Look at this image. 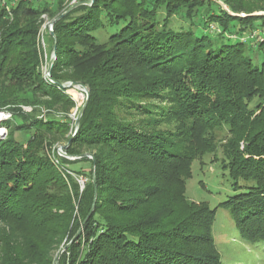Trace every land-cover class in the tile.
I'll return each instance as SVG.
<instances>
[{
	"label": "trees",
	"instance_id": "obj_1",
	"mask_svg": "<svg viewBox=\"0 0 264 264\" xmlns=\"http://www.w3.org/2000/svg\"><path fill=\"white\" fill-rule=\"evenodd\" d=\"M8 1L16 3L11 14L0 3V113L20 122L4 123L9 138L0 142V222L12 231L0 230L3 264H56L49 252L72 241L94 204L93 170L75 215L79 186L72 180L73 195H67L66 181L44 152L42 128L67 134V119L19 110L41 107L45 99L74 108L61 87L69 82L83 83L91 98L67 154L97 149L98 196L59 264H222L213 238L217 209L188 204L185 180L225 126L232 139L223 168L236 194L218 208L232 214L243 241L264 248V43L247 49L253 35L247 30L264 35V0L81 6L54 25L51 77L59 85L40 71L37 38L42 17L57 19L71 0ZM212 25L219 32L212 34ZM164 122L177 124L178 134L152 131ZM16 132L34 134L21 144ZM86 160L59 156L58 167ZM24 228L39 233L41 244Z\"/></svg>",
	"mask_w": 264,
	"mask_h": 264
},
{
	"label": "rangeland",
	"instance_id": "obj_2",
	"mask_svg": "<svg viewBox=\"0 0 264 264\" xmlns=\"http://www.w3.org/2000/svg\"><path fill=\"white\" fill-rule=\"evenodd\" d=\"M72 1L73 0H71V2ZM71 2L70 5L72 4ZM220 4L221 6H223V9L225 11L229 12L225 5H223L222 3ZM35 5H37V3ZM231 15L234 14L231 13ZM261 15H263V13L254 14V16ZM240 16L244 17V15L242 14ZM41 20H43V24L41 26L37 38V43L40 51L44 55V63L41 66L40 71L43 73L44 76H46L48 64L53 54L54 45L53 39L50 37V33L45 29V24L53 20L48 16L46 18L42 17ZM210 32H212V34H215L219 32V29L212 25L210 27ZM247 33H249L250 35L253 34L251 38V44L247 46L248 51H258L261 47V44L264 43L263 33H252L250 30H247ZM230 38H232V35ZM236 40V37L233 36L232 41ZM70 83L73 82L66 83L65 86H68ZM67 90L68 91L63 92V95L69 97L74 102V108H70L62 102L53 103L50 100L45 99L42 101L43 103H45V105L41 107L20 106L19 110H21L26 115L34 116L36 115L35 110L36 108H38L39 112L37 115L42 119H48L52 116L62 119L65 118L69 122V131L67 132V134L56 136L53 134H48L44 131L45 128H42L39 135L42 136L44 140L43 147H45V154L56 165L57 175L62 176L68 185V190L66 191V194L71 196L73 195L72 180L79 186V199L78 201L74 200L76 203V215L77 204L79 203L81 195L84 192L87 184L90 182L89 177L91 170L93 169V162L91 159H88L84 162L75 165L64 164V169L58 167L61 165L59 162L60 155L58 153V147L67 145L69 142V138H71V136L74 134L75 121L86 99V93H84V91L80 89L68 88ZM2 113H5L7 115V118H4L3 121H1L0 127L7 130L4 123L10 121V123L16 125L17 122H20L19 118H15L10 113ZM121 117L127 118L130 121L142 119V116L139 114H133L132 116L128 117L127 114L122 113ZM152 131L155 133L158 132V134H162L166 137H169L172 134L177 135L180 129L175 123L168 124L164 122L161 125L159 124V126L153 129ZM8 134V130L7 133L0 134V142H5L9 138ZM33 134L34 132H28L27 134L16 132L15 138L21 144H23L28 141ZM231 139L232 136L230 135L227 126L215 130L214 140L211 143V152H207L203 154V156H199L197 159H195L192 164V175L185 180L186 200L190 205H206L209 206L212 210L217 209L213 226V238L215 240L217 250L220 253L222 264H264V248L256 243H248L246 241H243L239 235V232L236 229L232 214L222 208H218V205L220 203L225 202L229 197L234 196L236 194L230 186L228 171L223 168L224 152L227 149L226 147L230 146ZM79 150L82 151L84 154L93 156L97 152L96 148L91 147H83ZM65 153H67V151H65ZM0 230H5L9 233L12 232L11 229L2 222H0ZM14 230L15 238H18L17 235L20 234L18 233L17 228H15ZM32 230L33 229L30 228H24L26 234H29L30 236L32 234V237H35V241H37L38 244H41L42 240L41 238H39L41 235L39 233H36V231ZM66 240L67 239H65V241ZM63 248L64 247H61L59 248V250L57 249L54 251L51 250L49 252L50 257L52 256L57 260L58 254ZM0 264H3L1 259Z\"/></svg>",
	"mask_w": 264,
	"mask_h": 264
},
{
	"label": "water",
	"instance_id": "obj_3",
	"mask_svg": "<svg viewBox=\"0 0 264 264\" xmlns=\"http://www.w3.org/2000/svg\"><path fill=\"white\" fill-rule=\"evenodd\" d=\"M96 0H85V1H79L78 3L72 5L66 12H64L60 17H58L57 19L51 21V25L54 27V25L59 22L60 20H62L63 18H65L67 15H69L71 12H73L74 10H76L77 8L81 7V6H88L91 7L93 6V4L95 3ZM50 36L54 39V50H53V54L51 56V59L49 61L48 64V68H47V72H46V78L52 82L55 85H59L56 81L53 80V78L51 77V71L52 68L54 66V63L57 60V38L56 35L54 33V30H50L49 31ZM62 88L64 89H68V88H76V89H80L82 91H84V93H86V99L85 102L77 116V119L75 121V132L74 134L71 136L69 142L67 145L65 146H60L58 147V153L61 157L70 160V161H76V160H82V159H91L93 162V183L95 186V199H94V204L92 206V209L89 213V215L87 216V218L85 219V221L83 222L80 230L78 231V233L75 235V237L72 239V241L66 245L62 250H60L57 260H56V264L60 263V259L63 255V253L69 248V246L71 244H73L80 236V234L83 231V227L85 226V224L88 222V220L91 218V216L93 215L94 211H95V207H96V203H97V196H98V188H97V180L95 177V170H96V159L93 155H88V154H84V155H80V156H69L67 153H65V151H67L70 146L72 145L73 139L76 137L77 133H78V129H79V125H80V121L81 118L83 116V114L85 113V110L87 109V106L89 104L90 98H91V93L89 91V89L87 88V86H85L83 83L80 82H75V83H70L68 86L65 85H61Z\"/></svg>",
	"mask_w": 264,
	"mask_h": 264
},
{
	"label": "built area",
	"instance_id": "obj_4",
	"mask_svg": "<svg viewBox=\"0 0 264 264\" xmlns=\"http://www.w3.org/2000/svg\"><path fill=\"white\" fill-rule=\"evenodd\" d=\"M79 2V0H73L71 3V5H74V4H76V3H78ZM0 3L7 9V11H8V13L9 14H11V10H12V8L14 7V5H15V3L16 2H9L8 0H0ZM47 17V15H44L43 16V18H46ZM51 22H47L46 24H45V29L49 32L50 30H54V27L50 24ZM1 115H2V117L3 118H7V115L5 114V113H0ZM2 129H4V128H2ZM5 130V132L4 133H7V130L6 129H4ZM4 133H1V134H4Z\"/></svg>",
	"mask_w": 264,
	"mask_h": 264
},
{
	"label": "crops",
	"instance_id": "obj_5",
	"mask_svg": "<svg viewBox=\"0 0 264 264\" xmlns=\"http://www.w3.org/2000/svg\"><path fill=\"white\" fill-rule=\"evenodd\" d=\"M35 1L38 5H41L44 3L49 4V5H53L55 2V0H35Z\"/></svg>",
	"mask_w": 264,
	"mask_h": 264
},
{
	"label": "bare ground",
	"instance_id": "obj_6",
	"mask_svg": "<svg viewBox=\"0 0 264 264\" xmlns=\"http://www.w3.org/2000/svg\"><path fill=\"white\" fill-rule=\"evenodd\" d=\"M3 117H2V115L0 114V123H1V121H3ZM5 132V130L4 129H2V127H0V134L1 133H4Z\"/></svg>",
	"mask_w": 264,
	"mask_h": 264
}]
</instances>
